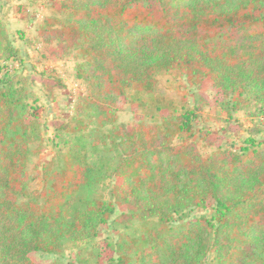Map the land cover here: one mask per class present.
I'll return each mask as SVG.
<instances>
[{"label": "trees", "instance_id": "obj_1", "mask_svg": "<svg viewBox=\"0 0 264 264\" xmlns=\"http://www.w3.org/2000/svg\"><path fill=\"white\" fill-rule=\"evenodd\" d=\"M58 12L39 34L83 58L76 75L87 93L58 127L77 138L43 165V190L31 191L39 119L27 122L20 90L0 85V264H38L31 253L93 240L120 207L116 220L143 225L120 235L106 264H264V141L203 156L198 145L210 144L209 133L197 132L193 109L167 112L160 124L118 122L119 99L129 89L156 91L158 73L171 69L199 89L209 80L226 109L264 107V0H61ZM1 50L15 57L0 20ZM111 152L115 160L104 159ZM108 175L121 178L110 201L83 194ZM210 200L212 218L173 225Z\"/></svg>", "mask_w": 264, "mask_h": 264}, {"label": "rangeland", "instance_id": "obj_2", "mask_svg": "<svg viewBox=\"0 0 264 264\" xmlns=\"http://www.w3.org/2000/svg\"><path fill=\"white\" fill-rule=\"evenodd\" d=\"M61 0H0V20L8 41L15 48L14 58L0 51V85L10 83L20 90L26 105V120L38 117L37 130L30 142L32 153L27 170L30 189L40 193L44 188L43 165L53 158H61L75 143L77 133L58 129L73 121L80 97L87 93L86 83L76 75L77 66L83 62L78 49L68 52L56 43H47L39 34L46 17L59 15ZM156 91L140 93L129 89L126 97L118 101V122L128 128L143 121L148 124L162 123L167 112L193 109L197 132L208 131L210 144L200 139L198 148L203 156L218 148L240 149L246 139L252 137L264 141V107L254 102L241 109H226L222 104L223 93L212 86L209 80L199 89L177 69L159 72ZM51 81L50 89L47 83ZM14 87V88H15ZM200 98L204 101L201 102ZM90 128L97 127L92 120ZM111 126L107 125V131ZM183 142L177 137L175 143ZM115 152L105 154L104 159L115 160ZM121 178L108 175L101 182L86 187L83 194L88 198L110 201L114 184ZM125 207L117 208L111 219L99 226L93 240L76 242L66 240L60 253H31L38 264H95L100 257L106 264L115 256L116 243L121 234L141 230L140 220H116ZM216 213V203L210 200L205 207L187 209L183 216L175 215L173 225L194 221ZM210 258H208L209 260Z\"/></svg>", "mask_w": 264, "mask_h": 264}]
</instances>
